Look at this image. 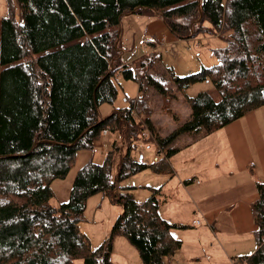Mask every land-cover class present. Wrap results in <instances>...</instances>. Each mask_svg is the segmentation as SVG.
<instances>
[{
    "label": "trees",
    "instance_id": "obj_1",
    "mask_svg": "<svg viewBox=\"0 0 264 264\" xmlns=\"http://www.w3.org/2000/svg\"><path fill=\"white\" fill-rule=\"evenodd\" d=\"M23 21L13 13L0 17V264H112L115 235L125 236L144 264H166L182 247L173 236L177 223L159 212L161 187L138 202L119 183L144 169L172 172L164 158L147 163L134 154L142 123L129 105L103 117L99 106L118 96L116 75L154 83L149 68L161 60L151 52L123 63L118 49L125 13L155 10L179 39L200 34L225 35L213 48L216 64L185 75L172 72L177 90L211 78L221 94L187 96L189 117L158 137L171 145L184 133H213L264 105V0H18ZM133 65V66H132ZM163 97L172 87L156 82ZM145 102L144 99L142 100ZM146 111L147 107L144 104ZM150 122L149 116L146 117ZM151 127V126H150ZM123 142L117 172L114 151L101 163L90 160L76 172L68 200L51 204L50 181L67 176L80 149H92L103 130ZM116 149L117 141H113ZM178 148L169 149V156ZM252 203L257 249L240 260L264 264V181L256 182ZM101 192L123 211L103 244L93 248L79 228L88 198Z\"/></svg>",
    "mask_w": 264,
    "mask_h": 264
},
{
    "label": "rangeland",
    "instance_id": "obj_2",
    "mask_svg": "<svg viewBox=\"0 0 264 264\" xmlns=\"http://www.w3.org/2000/svg\"><path fill=\"white\" fill-rule=\"evenodd\" d=\"M11 13L14 14L17 21H23L18 0H0V17ZM161 27H166L172 33L164 23L162 16L155 10L123 14L120 27L121 38L118 47L122 51L121 58L124 61L133 59L128 62L133 64L134 61L143 55L155 51V53L161 55V60L147 71L148 74L153 76L154 83L149 85L147 78L139 76L145 85L143 90L140 89L138 80L127 78L117 73L115 83L118 87V96L114 104L104 102L99 106L100 115L105 117L111 114L113 109L127 106L130 103V99H134L133 114L141 119V121L138 120L142 123V129L148 127L151 133L149 138H139V136L136 139L134 154L139 158L142 157V160L147 163H153L156 156L159 158L163 157L162 154L157 152L158 137L168 135V133L177 128L180 122L185 121L189 117L190 112L188 113V111H191V108L186 97H194L200 91L215 89L213 81L209 77L206 80L192 84L187 89L177 90L172 81V72L182 76L190 72H196L204 66H212L218 61L212 54V47L218 48V46L223 47L226 45L224 39L226 34L220 35L217 33L200 34L191 38L193 40L185 39L182 42H170L165 38L163 31H160ZM211 35L220 37L214 40H210L209 37H200ZM147 50H149V53L146 52ZM156 82L164 83L166 87H172L176 94L175 98L170 101L167 98L165 100L163 94L155 88ZM139 93L141 96L137 98ZM144 104L147 107L146 111ZM139 110L141 112L138 113ZM137 113L138 115H136ZM148 116L150 122L146 120ZM175 122L176 126L174 127ZM110 132L103 134L92 149H80L77 151L76 160L72 163L67 176L54 178L50 181V185L54 190V196L51 199L53 206L58 207L68 200L76 172L89 159L101 163L108 152L114 151L113 174L117 172V163L120 159V154L124 152L125 148H122L124 144L121 139L117 135H111ZM193 134L196 133H184L174 140V144L166 146L169 149L178 148L175 154L171 155V157L169 156V159H167L168 157L166 158L171 164L172 172H157L147 168L123 179L118 187L119 190H123V188L131 186L133 196L138 202L144 201L151 194L152 187H161V191L158 194L160 202L158 210L161 216L172 224L175 222L182 223L181 227L173 226L171 232L176 238L185 240L181 249L177 250L175 254L165 257L166 264H200V261H194L195 259L192 258L197 257V253L200 255L204 254V256L208 254L204 257L207 263L213 264L215 260L219 261V258H221L217 244L213 248L206 247L204 250L199 241V236H197L198 233L195 231L200 227H209L206 220L217 216L212 215L208 210L206 211L204 209L205 205L206 207L210 206L218 198L227 201L231 194H229L228 190L222 188L216 190L218 191L217 193L214 191V194L205 192V190L200 191L197 189L198 185L193 184L197 186L195 187L197 189L195 192L192 190L194 186L191 188L183 184L182 177L188 175L191 177V174H195L197 179L204 178L199 173L204 168L212 171L217 176L223 172V166H227L228 158L225 155L218 157V154H216L215 159L218 160V163L212 165L211 163L213 162H210V159L213 158V153L209 152L214 150L212 141L200 138L194 140V142L187 143L189 137ZM114 140L117 141V147L121 149L115 148L113 145ZM175 170H178V172ZM213 208L215 209V204ZM213 208L211 207V212L214 211ZM122 211V205L113 203L108 196L101 192L88 198L85 212H83L84 217L79 222V228L88 236L93 248H97L105 242L111 233L114 221ZM196 220H200V224L196 223ZM218 236L221 237L220 235ZM118 237L128 243L130 248L123 243L119 245L117 250L112 247V264H144L138 249L125 236L120 235ZM214 238L215 241L220 243L216 236ZM118 239L116 238V241ZM123 248L127 256H124ZM126 258H128V261ZM243 262L244 260H242ZM221 264H224V260L221 261Z\"/></svg>",
    "mask_w": 264,
    "mask_h": 264
},
{
    "label": "crops",
    "instance_id": "obj_3",
    "mask_svg": "<svg viewBox=\"0 0 264 264\" xmlns=\"http://www.w3.org/2000/svg\"><path fill=\"white\" fill-rule=\"evenodd\" d=\"M160 29V31H163L165 38L170 42H182L185 40L177 38L166 27H161ZM200 37H209L210 40H214L220 36L211 35ZM190 40L193 39L190 38ZM121 60L126 64L133 59L124 61L121 58ZM208 92L214 100H221V94L216 88L210 89ZM200 138H204L202 140L212 141L213 143L214 150L209 151L211 154L213 153V158L210 159V162H213L211 163L212 165L218 163V160L215 159L216 154H218V157L225 155L228 158V164L227 166H223V172L217 176L205 168L199 172L204 178L197 179L195 174H191V177L189 175L183 176V184L191 188L194 186L192 190L195 192L199 189L200 191L205 190V192L213 193L219 188H222L228 190L231 196L227 201L218 198L210 206L206 207L205 205L204 209L206 211L208 210L212 215L217 216L206 220L209 227H200L195 232L198 233L197 236H199V241L204 250L206 247L213 248L215 244L219 247L221 258H219V261L215 260L213 264H221L222 260H224V264H235L234 259L251 254L258 247L255 232L256 224L251 205L258 197L256 182L264 181V105L231 121L213 133L207 135L202 133L193 134L189 137L187 143L194 142V140ZM175 171L178 172V170ZM193 184H197L198 187ZM214 204L215 209L213 208ZM211 207L214 209L213 212L210 210ZM175 223H177V227H181L182 225L181 222ZM118 236L120 235H115L113 239L114 250H117L121 243L128 246V243L122 241ZM214 236L219 239L220 243L214 240ZM116 238H119L118 241H116ZM184 241L182 239V247ZM128 247L130 248V246ZM123 252L125 253L124 256H127L124 248ZM207 255L204 256V254L200 255L197 253V257L192 258L195 259L194 261H200V264H212L205 262L204 257ZM126 260L128 261V258ZM244 263L240 260V264ZM75 264H82V261H76Z\"/></svg>",
    "mask_w": 264,
    "mask_h": 264
},
{
    "label": "built area",
    "instance_id": "obj_4",
    "mask_svg": "<svg viewBox=\"0 0 264 264\" xmlns=\"http://www.w3.org/2000/svg\"><path fill=\"white\" fill-rule=\"evenodd\" d=\"M118 73V72H117ZM119 74V73H118ZM141 96V94L139 93L138 95H137V98H139ZM135 111V110H134ZM139 112H141V110H139L138 111V113ZM138 113L136 114V115H138ZM137 117V119H139L140 121H141V119L138 117V116H136ZM150 129L148 128V127H144V129H143V131H142V133H141V135H140V137L139 138H149V137H151V133H150V131H149ZM103 134H107L108 133V129H104L103 131ZM159 144H157V146H158V148H157V152L159 153V154H162V156L163 157H165V158H167V156H168V152H169V148L168 147H166V146H163L161 143H160V141L158 142ZM156 146V147H157ZM163 157H158V156H156V157H154V160L155 161H160V159L161 158H163ZM167 159H169V158H167ZM200 221V220H199ZM199 221H197L196 223H199ZM238 262H239V264H240V259H234V263L235 264H238ZM245 262V261H244ZM245 264V263H244Z\"/></svg>",
    "mask_w": 264,
    "mask_h": 264
}]
</instances>
